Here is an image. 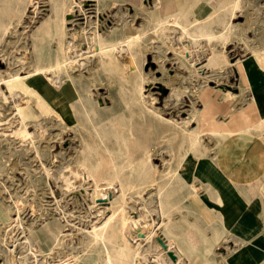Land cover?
<instances>
[{
    "label": "rangeland",
    "instance_id": "1",
    "mask_svg": "<svg viewBox=\"0 0 264 264\" xmlns=\"http://www.w3.org/2000/svg\"><path fill=\"white\" fill-rule=\"evenodd\" d=\"M76 1L78 3L72 12L66 10L64 14L68 19L66 27L61 32L54 29V33L49 34V37L45 36L43 40H38L34 38L35 29L40 26L46 17L51 16V20H54L53 16L59 15L60 11L57 7H54L59 0H0V72L3 71L0 75L3 76L4 70L6 73L14 70L20 74L26 73L32 67L34 61L37 60L36 54L40 51L43 54L46 53L41 58L42 64L46 65L53 62L55 53L59 48L58 39H62L65 46H76L81 53V56L75 62V73L82 72V74L77 76L75 82L79 81L80 89L83 87L84 89L88 88L90 92L92 91V95L103 105L100 108H104L103 114L94 113L93 124L83 123L85 129L80 127L62 132L63 125L51 115H38L33 120L35 125L33 121L28 122L27 128L32 132L33 145L39 147L40 150V154L37 155L34 147L31 149L24 147L23 142L18 140L9 128V130L5 129L7 128L5 126L6 122L14 121L12 115L15 110L5 83L0 80V199L2 201L6 200L5 202L9 204L16 200L18 210L11 209V214L16 216L17 211L20 212L21 216V224L18 223L17 228H8L4 224L0 228V264H36L42 259L52 263V261H58L71 253H89L90 257L88 259L82 258L81 261H85L87 264H100L98 260L91 258V252L93 253V251L85 250L87 246H90L89 236L85 229H89L91 222L104 214L109 205H95L90 196L94 186L93 176L85 175V172L76 169L72 157L75 149L79 148L78 151H80L83 140H86L95 147L96 151L85 152L87 157L91 159L99 156L101 159L105 157L102 162L103 167L95 176L102 178V182H105L106 178L110 179L112 172L109 171V165L106 162L108 155L100 145H96V143L98 144V136L95 134L96 129L103 133L107 132L105 142L107 141V144L113 142L117 149L122 150L123 142H127L133 152H135L136 146L134 143L136 141L144 148L155 144L156 148L152 152L149 161L155 165L157 170L151 172L146 169L142 177L144 181H153L156 185L163 186L168 184L172 176L170 172H166V169L169 166L171 168L175 167L180 158L181 153L179 151H183L187 146L185 133L181 128L184 125H180V123L190 116L189 113H191L193 106L201 109V112H207L204 104L214 102L212 98H215L217 105L210 103V106L217 110V117H213L212 121H209L210 117L205 113L206 121L214 122V124L219 121L221 124L226 125L228 123L227 125L230 126L232 124L230 118L233 116L234 119L238 120L240 111L244 109L249 100L254 98L256 105L254 109H249L248 112L251 115L258 112H260L259 115H264V112H262L264 111V0H240V2L242 1L240 3L242 12L237 11L231 20L241 22L243 31L240 30L226 40L224 47L226 46L227 62L219 68L203 65L208 68L203 75L205 81L198 80V82L192 78L194 77V66L191 65L192 63L189 60L185 61V58L178 51L176 44L181 43V37L180 34L172 31L176 29L175 27L172 30L163 28L167 31L164 33L159 30L153 31L151 35L144 37L143 43L148 44L152 49L143 51L140 55L142 57L141 63H139L140 70L148 77L143 83V93L150 95L152 103L154 102L153 105L158 108L162 118L165 117L179 122L178 126L173 125L166 119L156 121L149 114L141 112L140 103L136 100L138 98L136 86L140 79L138 71L133 70L135 66L129 64L127 53L124 52L120 58L115 60L113 68L110 64H107V67L105 64L100 65L99 57L104 52L99 50L103 46L99 31L103 34L110 30L111 26H119L121 31H124L127 24L140 25L149 11L140 10L138 13L134 10V7L131 8L130 5L115 2V0H111L112 2L109 0ZM211 5L218 7L222 4L215 0L191 1L186 9L178 11L179 23L183 25L189 22L193 17L201 15L204 10L206 11L207 9L204 7H210ZM142 6L144 9L149 8L148 3H144ZM243 7L244 9H242ZM211 25L214 30L222 28L216 21H213ZM165 33L167 37L171 35L175 43L170 41L169 38H164ZM217 33L204 28L200 34L209 36V38H201L198 42L207 48L221 46L223 40H219ZM17 57L19 59L14 61ZM238 58L243 59L248 80L247 86L242 88L240 73L234 63ZM169 79H174L172 86L167 84ZM207 88L209 89L207 93L209 99L206 98L205 94L201 98L200 95ZM223 88L238 93V97L223 96ZM81 121L85 122L83 116H81ZM155 122H158V124ZM196 123V120L192 119L185 125V128H195ZM39 130L40 133H38ZM130 130H132V133ZM258 132L260 130L251 129V135L249 136L252 140L248 144H240L241 141H247L245 136L234 141V143L232 141L230 144L221 139L210 138L207 135L203 138L205 143L209 144L217 140L215 150H211L212 155L215 157L214 160L220 161L222 165L229 166L228 171L231 172H227V174L234 175L232 178L238 179V182L240 180L239 183L241 184L236 183L238 185H242V178L239 176L242 173L243 164L246 161L252 162L251 159L256 156L260 145L264 143V139L258 135ZM176 136L178 139H176ZM240 149H244V152L241 153ZM216 150L217 153H215ZM171 154H174L175 157L171 158L168 163L167 158L169 159ZM255 161L254 164H259V169L256 171L251 166V173L253 174V171L259 173V177L264 180V159ZM136 176L129 177L126 173L122 176L127 200H130L131 203H138L139 207L140 204H143L150 212L145 211V213L142 211L141 215H134V217L143 220L145 223L153 220V223L156 224L160 220L157 211V199L153 193L141 190V183L135 181ZM130 184L136 186L129 190ZM138 190L141 191L136 192ZM173 194L171 195V197L173 196L172 199L175 196L184 195L189 204L184 205L182 201L185 200L176 202V204L173 201L172 205H169L172 209L167 208L170 218L175 217V215L177 217L178 214L179 216H192V213H197L201 207L202 211L206 210L203 209L204 206L201 202L194 200L191 194H187L185 191H182V194L176 192ZM252 198V200L257 201L264 200V194H253ZM240 208L241 213H243L244 210L241 205ZM61 209L67 212V219L71 224H66L65 228L68 230V234L64 236L61 243L52 247L46 237L41 235L38 229L35 228L40 226L44 218H48L52 214H58ZM28 227L34 228L35 236L32 238L29 236ZM153 228L152 226L144 234L149 237ZM173 228L175 227L173 226ZM12 233L13 235H11ZM115 239L118 240L117 242L125 243V235L123 234H117ZM6 243L12 244L14 250H10ZM146 246V255H151V261L148 264H161L159 260L163 264H168L167 260L162 258L164 257L162 255L164 250L158 246V243L155 244V241L151 239ZM234 247H237L235 241H224L215 248V251L218 252L216 253L217 256L223 254L226 257ZM82 249L85 251H82ZM41 254H43V257ZM167 257L169 258V256ZM208 262L209 264H215L212 260ZM170 264H174V262ZM218 264L224 263L221 261Z\"/></svg>",
    "mask_w": 264,
    "mask_h": 264
},
{
    "label": "bare ground",
    "instance_id": "2",
    "mask_svg": "<svg viewBox=\"0 0 264 264\" xmlns=\"http://www.w3.org/2000/svg\"><path fill=\"white\" fill-rule=\"evenodd\" d=\"M241 2L240 0H235L234 9H239L241 7L240 5ZM77 3L78 2L76 0H59V2L56 5H54V7H57L58 10L60 11L59 15L57 14L58 17L57 15L53 16L55 18L54 20H51V16L46 17L42 21L40 26L35 29L34 38H37L38 40H43L45 36L49 37L48 36L49 34L54 33V29L56 31L59 30L61 32L63 28L66 27V23L68 20L64 16L66 10L68 12L70 11L72 12L73 8L77 5ZM242 9H244V7ZM175 18H177V16ZM143 25L138 26L133 24H127L124 31H121V28L119 26H111L110 30L106 31L103 34L102 32L99 31V34H101L99 37L102 38L101 40L103 41L102 42L103 46H101L99 50L104 52L103 55L99 57V59L101 66L102 64L103 65L105 64V66L107 64H110L111 67L113 68L116 59L120 58V56H122L124 52L128 54L129 64L135 66L133 70L138 71V77L140 79L139 83L136 86V90L138 93V98L136 100L138 103H140L141 112L144 114L146 113L149 114L152 118L156 119L157 121L159 119L161 120L166 118L165 117L162 118L158 108H156L153 105L154 102L152 103L151 101L152 99L150 95L143 93V83L145 82V80L148 79V77L141 72L139 67L140 65L139 63H141L140 60L142 58L140 55L143 53V51H148L149 49L150 50L152 49L148 44L143 43L144 37L151 35L145 32ZM174 27L176 29L172 30ZM163 28L170 29L173 32L180 34L181 43L179 45L178 44L176 45L177 48L179 49L178 50L179 53L185 58V61L189 60L192 63L191 65L194 66L193 67L194 77L192 76L191 77L197 81L198 80L205 81V76L203 75L206 73L208 68H206V66L203 65H208V67L210 66V67L219 68L225 62H227V55L225 50L226 46L224 47V44L226 43V40L229 37L242 30L243 26L241 22L240 23L229 22L227 25L224 26L221 32L217 33L219 36V40H223L221 46L218 47L212 46L210 48H207L206 46H203L201 43L198 42V40L201 38H205V39L209 38V36L200 34L204 30V28H201L200 30L198 29L199 31L195 33L193 32V30L192 31L187 30L188 28L186 29V26L180 24L179 21H177V19L175 20V19L167 18V19L158 20L152 32L158 30L163 33L167 32ZM170 30L168 31L170 32ZM123 33L126 34L124 35ZM163 37L169 38L170 41L174 42V39L171 37V35L167 37L165 33ZM34 44L36 46L35 41ZM58 44H59L58 45L59 48L57 53H55L56 55L53 62L46 65L42 64L41 58L46 53L43 54L40 51L39 53L36 54L37 60L34 61L32 67L29 68L26 71V73L20 74L16 70L10 72L8 71V73H6V71L4 70L6 74L2 73L3 76L0 75V80L4 81L5 86L8 90V94L12 98L13 109L15 110V111L13 110L14 114L12 115L14 121L10 123L6 122L5 126L7 128L5 129L9 128L10 132L14 136H16L18 140L23 142V146L26 148L31 149L34 147L32 132L28 130L27 123L35 120L38 117V115H51L55 117L58 120V122H60L63 125L62 132H68L70 131V129L72 130L80 127L85 129L83 123L88 122L93 124L94 113L101 115L103 114L102 111L104 112V108L103 109L100 108L101 106L103 107V105L92 95V91L90 92L88 88L84 89L83 87L82 89H80L81 85H78L79 81L75 82L77 76L82 74V72L75 73L76 70L75 62L77 61L79 56H81L80 50H78L76 46H72V47L65 46L62 39H58ZM17 59L19 58L18 57L15 58L14 61ZM234 63L237 66V68L240 69L241 71L245 70L242 59L238 58L234 61ZM184 64L187 65L186 62H184ZM205 68L206 70H204ZM167 84L172 86V84H174V79H169ZM223 90H224V95L226 96L231 95V97H233L234 95H239L238 93L229 91L228 89L225 88H223ZM248 105L253 107L255 105V100L252 99L250 103H248ZM201 111H202L201 109L193 106L190 111L191 113H189L190 116L180 123V125L181 124L184 125L180 127L183 129L185 133L187 146L183 151H179L181 154L179 155L180 158L176 162L177 164L175 165V167L171 168L169 166L168 169H166V172H170V174L172 175L171 180L168 181L167 185L158 186L153 181H146V180L144 181L142 177L146 169H148L151 172L157 170L155 165L150 163L149 161L150 157L152 156V152H154V149L156 148L155 144H151L150 146L148 147L146 146L144 148L143 146L141 147V144H139L136 141L134 143L136 146L134 150L135 152H133L129 144L127 142H123L122 143L123 148L121 150L115 148V144H113V142L110 144H107L106 143L107 141L105 142L104 139L107 136L106 134L107 132L103 133L100 130L94 129L95 134L98 136L97 139L98 144L96 143V145H100L102 150L107 153L108 158L106 162L109 165V169H110L109 171L112 172L110 179L106 178L105 182H102V178H98L95 176V174L103 167L102 162L104 161L105 157H103L104 159L103 158L101 159L100 156L94 159L87 157L86 156L87 153L85 152L87 151L96 152V151H95V147L92 146L90 143H88L86 140H83L82 149L80 151H78L79 148L75 147L76 149L74 155L72 154L73 155L72 157L76 169H80L81 172H85V175L93 176L94 186L92 192L90 193V196L92 197V201L95 203V205L98 204L101 206L107 204L109 205L105 213L97 217L95 220L93 221L91 220L92 222L90 228L85 229L89 236L90 246H87L86 249L85 248L84 249L93 251V253L91 252L92 259L96 261L98 260L100 264H138V261L141 262V260H144L145 264H148V262L151 261L150 260L151 255L150 254L146 255L147 246H148V245L146 246V244L148 241L152 239L155 241V244L158 243V246L162 247V249L164 250L162 254L164 257L162 258L167 260L168 264L173 263L174 259H172L167 253L168 251H172L173 246L171 244L170 237L174 234V228L170 220L168 209H170L169 205L170 204L172 205L173 201H175L176 204V202L179 201L181 202V200H185L184 195L175 196L172 199L173 196L171 197V195L174 192H176L177 194H182V191H185L187 194H191L194 200H196L197 202L198 201L201 202L204 207L209 208L211 210H213V208L218 209L216 210L218 211V213L214 215L215 218L219 219L221 221V224L223 225L225 217L231 218V214L227 215L226 213L225 215L223 213L224 208L232 209V207H236L237 204L243 207L246 204V202L248 203V201L252 198L253 195L252 191L254 189H257V187L259 186H262V189H264V180H262V178L259 177V175L257 176L256 173L253 174L251 173L252 172L251 166L255 168L257 167V165H255L256 163L254 164L253 159H251L252 162L246 161L243 164L242 166L243 170L241 173L242 185H238L236 183H239L240 180L238 182L237 181L238 179L232 178L234 175L232 176L227 174V172H229L228 171L229 166L222 165L220 164V161L218 162L214 160L215 157L212 155L213 152L211 150H215V144L217 143V140L216 142L214 141L213 143L211 142V144H209V143H205L203 139L204 136L207 135L210 138H214V139L216 138L218 140L221 139L224 140V142L226 141L230 144L232 143V141L234 143V141L239 140L240 138L245 136L247 137V141H241L242 143L240 144H248L252 140V138L249 136L251 135V129H254L255 127L260 128L261 126H264V115L262 116L258 115V118L255 121L249 124L245 122L242 127H239V125L237 124L235 126L233 125L229 126L227 125L228 123L224 125L221 124L219 121L215 122V124L214 122L213 123L208 122L206 121L207 118H205V113L210 117L208 119L209 121H212L213 117L210 116L206 111L205 112H201ZM81 116L84 117L85 122L81 121ZM192 119L196 120L197 122L195 128L189 129L188 127L186 129L185 125L188 124L189 121H191ZM166 120L172 123L173 125H177V126L179 125V122L173 121L172 119L167 118ZM234 120L236 121V119ZM151 121L152 119L150 120V122ZM155 123L158 124V122ZM38 127L40 128L41 125ZM40 130L38 133L41 132ZM130 132L132 133V130H130ZM262 135H264V133H262ZM176 139H178V137ZM34 150L37 155L40 154L39 147L38 148L37 146L34 147ZM240 152L243 153L244 149H240ZM215 153H217V150L215 151ZM174 154H171L169 156V159L167 158L168 163L171 161V158L175 157L176 154L175 155ZM92 161L94 163H91ZM125 173L129 177H132L133 175H137L135 177V181L141 183L140 185L142 186L141 190H146L149 193H153L154 196L156 197L158 203L157 211L160 217L158 223L154 224L153 220L150 222L146 221L145 223L143 222V220L139 218L136 219L134 217V215H141L142 211L144 212L147 211L148 213L150 212V210L146 206H143V204L142 205L140 204L139 207L138 203L137 204L131 203L130 200L129 201L127 200L122 182V176H124ZM145 176L147 177V175ZM196 181H199L198 185L202 187V190H199L196 187L195 185ZM132 182L134 183V181ZM135 186H136L135 184H130L129 190L131 188H134ZM141 190H138L136 192H140ZM5 201H2L0 199V228L1 226H3V224L8 226V228L9 227L17 228V224L18 223L21 224L20 222L21 216L19 214L20 212L18 213L16 211V216H13L11 214V209L13 208H15V210L17 209V202L15 200L9 204L6 203ZM182 202L186 206L189 204L188 203L189 201L187 200ZM96 208L98 209V207ZM142 208L143 210H141ZM199 212L201 213V211ZM192 215L194 214L192 213ZM182 217L184 216H181V218ZM203 221L206 223L207 220L206 221L203 220ZM68 223L71 224L67 219V212L61 209V211L58 214H52L48 218H44L40 226H38V228L35 229H38V232L41 235L45 236L46 239L49 241L50 245L54 247L55 245L61 243V240H63L64 236L68 234L67 233L68 230H66L65 228L66 224ZM152 226L154 228L152 232H150L149 237H147L148 235L146 236L144 233L145 231L150 230ZM8 228H6V230H8ZM28 228H29V236L31 238L34 237L35 236L33 230L34 228L32 227H28ZM197 228H195V230ZM221 232H222V228L216 231L215 233L216 237ZM117 234L125 235V243L117 242L118 240L115 239ZM201 234L204 233H202L201 231L200 235ZM11 235H13V233ZM202 238L204 237L202 236ZM11 245L12 244H7L9 249L13 251L14 249ZM85 250L82 249V251ZM38 251H40V249H38ZM41 255L43 257V254ZM167 256H169V258ZM183 256L185 255L183 254ZM89 257H90L89 253L86 254L71 253L66 257L63 258L59 257L60 259L58 261L54 260L55 262L52 261V263H49L46 260L42 259V261L40 262L38 261L36 262V264H80L82 258L88 259ZM156 259L158 260V258ZM181 259H183V257H181ZM159 261L161 264H163L161 260ZM178 261L181 262L180 260ZM82 264L84 263L82 262Z\"/></svg>",
    "mask_w": 264,
    "mask_h": 264
},
{
    "label": "crops",
    "instance_id": "3",
    "mask_svg": "<svg viewBox=\"0 0 264 264\" xmlns=\"http://www.w3.org/2000/svg\"><path fill=\"white\" fill-rule=\"evenodd\" d=\"M191 1H195V0H115V2H119L125 5H130L131 8L134 7V10H136L138 13L140 12V10H145L147 12L149 11L147 13L148 15L147 14L145 15L142 24H140V25L144 24L143 27L145 29V32L149 34L152 33V30L154 29L158 20L171 18L175 20L177 19L178 21V18H175L176 16L178 17L177 14L178 11L182 9H186ZM207 1H213V0H207ZM215 1L220 2L222 5L218 7L212 5L210 7L209 6L204 7L205 9H207L206 11L204 10V12L201 15L193 17V19H190L189 22L183 25L186 26L190 31L193 30V32L197 33L201 28H207L213 32H221L224 26L227 25L229 22L239 23L231 20V18L236 14L237 11L242 12L240 8L234 9L235 0H215ZM144 3H148L149 8L144 9V7H141L142 4L144 5ZM213 21H216L219 25L222 26V28L220 30H214L211 25ZM238 71L241 76L240 77L241 88L247 86L248 80H247L246 71L245 70L241 71L240 69H238ZM208 92L209 89L207 88V90L200 95L201 98L205 94L206 98L209 99V96L207 95ZM222 95L228 97V95L227 96L224 95L223 92ZM233 97H238V95H234ZM212 99H214V102H209L207 103V105L204 104V107H206L207 112L209 113L210 116L217 117L216 115L217 110L213 109L210 106L211 105L210 103L212 104L215 103V105H217L216 104L217 100L215 98ZM251 100H249L246 106L244 107V109L240 111V115L238 118L239 120L235 121L233 119V116L230 118L232 121L231 125L235 126L237 124L239 125V127H242L245 122L249 124L258 118L259 115L258 113L260 112L253 113V115H251L248 112L249 109H254L256 105L255 99H254L255 105L253 107L248 105V103H250ZM253 130H260V132H258V135L262 139H264V135H262V133H264V126H261L260 128L255 127ZM261 153H264V143L260 145L259 149L256 152V156L253 158V160L258 161L260 159H264V154ZM258 165L259 164H257L256 168L254 167L256 171H258L257 169H259ZM254 173H256L257 176L259 175V173L255 171ZM239 177H241V175ZM198 184L199 181H196L195 182L196 187L198 189L201 188L200 190H202V187L199 186ZM257 189H254L252 191L254 195L264 194V189H262V186L257 187ZM252 199L253 198H251L249 200L250 202L249 201L248 203L246 202V204L243 206V210H244L243 213H241V208L239 204H237L236 207H232V209L224 208L223 213L225 215L226 213L227 215L231 214V218L225 217L223 225L221 224V221L219 219L215 218V215L218 213V211H216L218 209L216 208H213V210H211L209 208L204 207V209H206L205 211L203 210L204 212L202 211V208H200V210H198V213L196 212L193 213L194 215H192V217L187 215H180V216L178 215L176 217L175 215V217L170 218L172 225L175 227L174 234L170 237L171 244L173 246L172 252L175 255L174 264H209L208 261L210 260H213L215 264H218L221 261L224 264H264V200L257 201ZM199 211H201V213ZM199 214L202 216V218ZM181 216L184 217L181 218ZM203 220L205 221L207 220L206 221L207 224ZM195 228L197 229L195 230ZM220 228H222V232L220 233L221 235L219 234L220 236L218 235L216 237L215 233ZM201 231L202 233L205 234V235L201 234L204 238H202V236L200 235ZM224 241L227 242L235 241L237 247L236 248L234 247L233 250L230 253H228L226 257L223 254H219V256H217L218 254L216 253L218 252L215 251V248L221 242ZM183 254L185 256H183ZM181 257H183V259H181ZM178 260H180L182 263L179 262ZM82 262L83 261H80V264H82ZM83 263L87 264V262L85 261Z\"/></svg>",
    "mask_w": 264,
    "mask_h": 264
},
{
    "label": "water",
    "instance_id": "4",
    "mask_svg": "<svg viewBox=\"0 0 264 264\" xmlns=\"http://www.w3.org/2000/svg\"><path fill=\"white\" fill-rule=\"evenodd\" d=\"M167 253L172 259H174L175 255L172 253V251H168Z\"/></svg>",
    "mask_w": 264,
    "mask_h": 264
},
{
    "label": "built area",
    "instance_id": "5",
    "mask_svg": "<svg viewBox=\"0 0 264 264\" xmlns=\"http://www.w3.org/2000/svg\"><path fill=\"white\" fill-rule=\"evenodd\" d=\"M138 264H145L144 260H141V262L138 261Z\"/></svg>",
    "mask_w": 264,
    "mask_h": 264
}]
</instances>
